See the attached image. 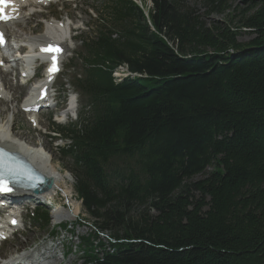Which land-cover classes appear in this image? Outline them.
Returning a JSON list of instances; mask_svg holds the SVG:
<instances>
[{"label":"trees","instance_id":"trees-1","mask_svg":"<svg viewBox=\"0 0 264 264\" xmlns=\"http://www.w3.org/2000/svg\"><path fill=\"white\" fill-rule=\"evenodd\" d=\"M113 1L86 118L57 128L85 209L115 239L99 255L82 238L84 264H264V0H209L227 14L213 22L180 0ZM120 65L135 76L117 81Z\"/></svg>","mask_w":264,"mask_h":264},{"label":"rangeland","instance_id":"rangeland-1","mask_svg":"<svg viewBox=\"0 0 264 264\" xmlns=\"http://www.w3.org/2000/svg\"><path fill=\"white\" fill-rule=\"evenodd\" d=\"M107 1L108 0H54V2L51 3V5L45 7L41 6L43 7L41 9L33 8L34 9L33 11L38 10V12H35L34 13L35 15L32 16L31 19L22 22L19 26L14 27L16 31H18L22 35L24 34V36L26 37L30 35H32V37L34 35H35L34 37L40 36L41 34L44 33V31H46L43 22L51 19L52 17L50 18V16L53 15L51 13L55 12V15L58 14L60 16V19L66 18V16L70 17L72 19V24H70V27H72L71 34L74 35L78 33V36L81 35L82 38L80 39L81 45L78 43L79 37L73 38L72 41L68 40L67 42L69 47H73V46L75 47L78 46V47L74 50V56L72 57V59L66 58L65 64L68 63L70 59L71 60L65 68L64 75H59L54 84V89H56L57 91L58 98H61L60 100L57 98L59 102L58 103L59 106L50 114H48L49 112H47L48 111L47 109L44 114L39 115L41 117L40 124L42 130H38L37 128L33 127V125L30 122H28V119L17 110V107L19 108L20 104H17L14 101L16 100L15 98H13V101L11 100L10 102H5L3 101V99L0 100V112H1L0 119H4L9 115L13 116L12 127L14 129L15 136L21 138L24 142L31 145L32 147L33 146L44 147L53 156L52 162H49L48 165L56 167V169L60 173L62 172L61 174L65 177L66 180L64 183L60 182L58 187L59 189H57L58 192L57 193L58 195H56L57 206L55 209L58 210L61 207L66 211H68L67 217L57 220L54 216L55 209L50 208V214L52 215V220L50 222L49 228H44L41 224H37L34 220H30L28 216H25V213H23L25 227L22 228L21 233L15 235L14 239L3 243V245L0 247V259L7 258L9 255L12 254L20 253L22 252V250L24 251V249L30 247L31 245H35L33 247H36L37 245L46 243V245L50 247L51 244L49 242H45L44 240H46L48 237H51L52 239L57 241L58 244V249H55V252H54L55 246H51L54 255H56V253L58 252L57 257L61 258L59 253L63 251V246L64 249L70 248L73 250V253L69 256V258L66 259L67 261L64 262V264H82L84 262V254L82 253V250H80L81 248L80 244L82 245V240L80 238L89 237L91 238L94 245L97 246L100 243H103L107 245V249L111 248L109 247V245L112 244L111 242H115V239L109 236L108 233L104 234L96 230L97 226L93 223L94 222L93 218L91 217L89 212H87V210L85 209L83 202L80 199L79 194L75 189L76 179L73 172L71 171L72 159L71 157L62 153L59 149L60 147L67 145L69 141L65 139H62V141L60 140L52 141L51 138L49 137L50 135L44 134V132H48V130L51 129L50 128L51 125L49 123L50 122L49 116L53 115V119L55 117L58 118L67 107L65 103L67 99L63 97L64 93L62 92V87L64 88L66 94H68L69 92L72 93L77 92V89L74 88L73 85L74 76L76 73H79L78 75L80 76L81 74L80 65L85 59L89 58L90 56L89 49L91 48V45H93L91 42L93 36L89 35V31L87 30V24L91 23V21H93V18H91L88 15V13L86 14L85 6L88 3H90V5L98 3L99 5H101L99 6V9L105 12V10L107 9L105 7V3H107ZM133 1L136 2L139 6H141L146 13L152 7L151 0H133ZM208 1L209 0H180V2L184 6L198 10L201 13V15H203L204 19L208 22H213L217 20L226 21L227 14L211 12L209 6L207 5V3H210ZM224 1H227L228 4L231 5L232 7L241 9L247 6L248 0H224ZM74 3H79V4L75 6ZM58 8L61 9L58 10ZM60 11L64 13L62 15V18L59 13ZM228 12L234 15V13L231 10ZM251 37L252 36L249 32L242 31V33L239 36V41L247 42L248 40L251 39ZM11 39L13 40V43H16L18 45V42L15 41L16 39L13 36H11ZM82 41H85L84 44L82 43ZM69 50L72 51L71 48H69ZM68 55L69 53L66 54V56ZM16 64L17 66H20L19 61L16 62ZM126 67H127L126 65L118 66L115 69L114 74H116L117 76H121L122 74H124L123 69ZM44 73H45L44 69H41L39 74L40 76H42ZM117 79L120 80L121 78L119 77ZM12 81L13 78L10 80V82L12 83ZM69 88L70 90H68ZM10 89H12V84ZM19 90H21L20 91L21 95L17 97V99L20 98V100L17 101L18 103H20V101L23 98H24L23 101L25 100L31 88L29 86H25L23 88H16L15 90L8 91V93L10 94L8 95L12 98L14 95H17V91ZM66 94L65 97H67ZM63 99L64 102L62 103L61 100ZM77 99H78L77 114H79L80 111L82 110V107L84 106V101L78 95V92H77ZM13 108L15 109V113ZM60 144L62 146H57ZM201 177L202 176L199 175L196 178H201ZM65 189L67 190V192H69V194L64 193ZM62 221L63 223L61 225L65 227H60L58 225H55V222H62ZM41 241L43 242L40 243ZM100 248L97 249V252H99V254L101 253ZM62 262L63 261L61 259L60 264H62Z\"/></svg>","mask_w":264,"mask_h":264},{"label":"bare ground","instance_id":"bare-ground-1","mask_svg":"<svg viewBox=\"0 0 264 264\" xmlns=\"http://www.w3.org/2000/svg\"><path fill=\"white\" fill-rule=\"evenodd\" d=\"M32 3L29 5L30 10L34 7H41L49 4L53 0H31ZM23 7L22 9H24ZM35 9V8H34ZM35 12H28L21 10L20 6L17 5L13 12L9 14V21L3 22L2 26L4 30L17 38L19 41H22L24 44L28 43L30 50L28 53L23 55V57L18 58L15 56L14 62L19 61V65L17 66L12 64V62H7V66H15L18 67L19 70L22 71L23 74L28 75L32 74L33 67L35 66L37 62H35L36 54H37V48L44 45L45 43L49 42H55V44L61 43L65 48H68L67 40L69 38L70 34V22L69 20H60L58 22L57 20H50L46 22V31L39 37L33 38L32 35L26 37L24 34H20L18 31L14 29L15 26H19L22 22H25L31 17ZM146 13V12H145ZM147 15V14H146ZM26 35V34H25ZM15 40V39H14ZM240 42V41H239ZM124 74L121 76H117L113 73V77L117 81H121L123 78H126L128 76H132L133 74L129 72L128 68L123 69ZM135 76V75H133ZM121 78L120 80L117 78ZM46 80V77H44L41 80V83ZM37 83V82H36ZM11 84L8 82V74L3 70V67H0V93L2 94L3 101L10 102V94L7 95L5 92L10 91ZM32 89V88H31ZM42 89H47L49 93L51 86L48 85L47 87H41L40 90L37 87L36 90H32L31 96H26L25 100L23 101L24 104L27 106H33L34 102L32 99L37 98L40 96V92ZM51 99V96L48 98L43 99L41 102L43 104H48ZM14 113L15 109L13 108ZM11 111V110H10ZM75 111V108L72 106H69V108L66 109L65 112L62 113L59 120H64L71 116ZM1 113V112H0ZM12 114V113H10ZM13 116L9 115L4 119H0V144L4 146L5 148H8L9 150L16 151L19 155L26 158L30 163H32L37 170L43 174L45 177L48 178V180L52 181V188H50L47 191H44L45 197H49L51 201H55L53 199V196L58 195L57 189H59L60 182H65V177L56 169V167L49 166V162H52L53 156L44 148V147H38V146H31L24 142L21 138L15 136L14 129H13ZM68 175V174H67ZM66 175V176H67ZM69 177V176H68ZM41 193V194H42ZM65 194H69L67 190L64 191ZM78 209V208H77ZM77 211V210H76ZM54 216L57 220L63 219L68 216V211L61 208L58 210H54ZM51 244V243H50ZM51 246H54L51 244ZM48 247L46 243H42L40 245H37L36 247H33L28 250H24L18 254H12L9 255L7 258H1L0 264H11V263H17V264H57L58 259L55 258L56 255L53 254L52 247Z\"/></svg>","mask_w":264,"mask_h":264},{"label":"snow or ice","instance_id":"snow-or-ice-1","mask_svg":"<svg viewBox=\"0 0 264 264\" xmlns=\"http://www.w3.org/2000/svg\"><path fill=\"white\" fill-rule=\"evenodd\" d=\"M3 2L5 4H7L9 2V0H3ZM0 14H3V9L0 8ZM4 18L8 19L10 17H7L6 14H4ZM0 42H2V34H0ZM54 70H58V69H50V71H54ZM12 191V189L7 185V183L0 181V192H10Z\"/></svg>","mask_w":264,"mask_h":264},{"label":"water","instance_id":"water-1","mask_svg":"<svg viewBox=\"0 0 264 264\" xmlns=\"http://www.w3.org/2000/svg\"><path fill=\"white\" fill-rule=\"evenodd\" d=\"M52 186V181L50 180V184L48 185V188H50Z\"/></svg>","mask_w":264,"mask_h":264}]
</instances>
